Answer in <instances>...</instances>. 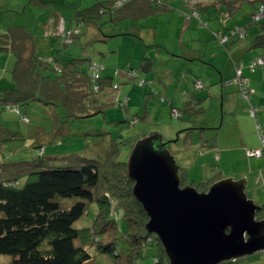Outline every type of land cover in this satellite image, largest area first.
Wrapping results in <instances>:
<instances>
[{
    "label": "trees",
    "instance_id": "obj_1",
    "mask_svg": "<svg viewBox=\"0 0 264 264\" xmlns=\"http://www.w3.org/2000/svg\"><path fill=\"white\" fill-rule=\"evenodd\" d=\"M134 1L139 0H97L90 6L76 8L64 29L65 46L74 42V34L83 33L79 26L95 22L106 12L111 13L113 21L122 20L126 17L124 10L127 5ZM146 1L167 5L165 0ZM182 1L189 9L183 11L187 17L198 19L203 27H208V20L218 12L234 20L215 33L223 45L244 37L247 27L257 23L260 32L255 35L253 46L264 49V16L254 17L264 0H210L209 4L202 0ZM244 4L255 11L236 20V13ZM222 6H225L224 10ZM193 12L198 15H193ZM53 15L59 19L61 14L57 7ZM244 19L248 21L240 24ZM224 37H227L225 41ZM64 49L50 56L38 52L35 35L23 25H11L0 33V52H10L15 56L11 80L16 83L0 91V108L21 114V105L27 107L33 101H44L61 106L70 116H87L82 113L88 112L90 107L97 110L95 95L103 86L112 84V77L104 75L105 67L103 69L100 63L88 56L65 57ZM153 61L144 55L140 68L130 67L125 74L133 78L144 76L142 73L147 72ZM147 81L142 79L141 83ZM197 81L195 84L200 87ZM196 100L200 99L189 98L181 105L173 106L172 114L177 112L178 117H182L184 112L193 116L204 113L206 108ZM22 117L26 122L30 121L28 116ZM138 120H131V123ZM33 147L37 148V158L24 157L17 162H8L0 155V258L8 255L10 264H97L92 252L94 249L97 253L112 256L116 264H133L142 254V247L156 241L159 253L155 264H170L162 242L148 231L149 216L133 194L134 180L128 173L129 160L119 159L121 151L113 142L101 160L89 159L79 164L80 155L74 153L67 157L72 156L77 162L62 166L43 161L46 154L43 142H36ZM134 147H131L130 155ZM21 175L25 176L22 181ZM180 175L185 182V171L181 168ZM220 178L202 179L197 183L191 181V184L200 191L207 190ZM72 197H77V200L70 206L66 205V199ZM93 203L96 204V213L91 224L77 226L76 222L89 214ZM257 218H264V205L263 210L257 212ZM120 232L127 241L125 248L118 246Z\"/></svg>",
    "mask_w": 264,
    "mask_h": 264
},
{
    "label": "rangeland",
    "instance_id": "obj_2",
    "mask_svg": "<svg viewBox=\"0 0 264 264\" xmlns=\"http://www.w3.org/2000/svg\"><path fill=\"white\" fill-rule=\"evenodd\" d=\"M96 1L0 0V33L5 32L11 25H24L36 36L38 52L50 56L65 47L64 51L67 53L64 54L65 57L88 56L92 61L100 63L103 69L105 67L102 72L104 75L112 77V84L103 86L95 95L97 110H101H93L90 107L88 112L82 113L87 115L84 117L67 115L61 106L44 101H33L27 107L21 105V114L5 107L0 108V155H3L4 160L6 159L8 162H17L24 157L27 159L37 158V148L33 145L36 142H43L46 145V154L42 159L47 164L48 162L58 166L74 164L77 161L72 156L67 157L74 153L80 155L81 159L79 160L81 161L78 162L81 164L89 159L101 160L108 153L110 144L113 142L121 151L119 159L127 162L130 158L131 147L139 139L144 138L145 135L157 133L167 142L166 147L170 156L175 158L181 170L185 171L190 179L203 177L205 169L202 163L204 160L200 161L201 156L197 152V145L201 147L210 137L214 139V134L218 135L219 129H210L214 122L211 121V116L222 113V99L217 98L218 104L217 102L213 103L205 115L202 113L196 114V117H190L192 113L184 112L182 117H178L172 114L170 98L164 92L165 88L160 84L154 87L152 81L157 82L166 74L165 66L167 65L164 66L161 60L170 61L167 71L177 66L174 59L178 62H185L181 52L185 51L191 54L187 40L195 39L192 42L193 47L201 48L198 38L207 36L210 39L212 37L213 21H208L211 23L210 26H200L202 29H199V21L196 18H191L190 29H186L182 37H178L176 40H172V37L169 36L165 39L158 30L155 41L147 43L149 46H146L139 40L138 35L134 34L136 27L133 21L127 18L118 22L113 21L111 13L106 12L95 22L79 26L78 28L83 33L74 34L76 36L74 42L65 46L64 29L66 24L70 23L76 8L90 6ZM56 7L61 14L59 19H55L53 15ZM181 10L186 12V10ZM173 17L175 19L174 15ZM167 19H169V15H163V20ZM227 21H232V19L224 17L221 20L220 27L222 29L227 25ZM247 21L244 19L239 23L243 24ZM162 22L159 23V27H162ZM176 22H179L180 26L182 25L178 18L173 25H176ZM169 26V23H164L163 28ZM185 26L187 28L188 24L186 23ZM249 27L250 30L244 38L252 41L255 35L260 32V27L257 23H251ZM73 29H76L75 26ZM141 29L144 33L149 30L147 26H142ZM170 32L173 35L176 28L172 26ZM104 38L108 40H102ZM244 38L238 39L243 40ZM210 42L211 48L217 45L222 49L220 51L219 48H216L217 54L212 56L218 66L217 71L220 73L225 61L230 59L227 48L230 43L218 45L217 39H213V37ZM164 44L168 47L165 48ZM144 55L158 58L157 64H155L156 70L150 76L152 80L144 78L142 75L133 78L125 74V71L130 67L138 70ZM14 66L15 56L6 51L0 52V76L6 73L3 79L0 78V90L16 84L15 80H11ZM85 67L87 68V66ZM176 76L179 75L175 74L174 78ZM142 79L148 81L142 84ZM160 88L163 89V92H160ZM121 103L123 104L121 105ZM23 115L28 116L30 121L23 120ZM136 118L139 120L131 123V120ZM220 123L221 117L219 125L214 127H219ZM206 127L209 129L205 130ZM189 129H191V133H189ZM206 132L208 135L204 137ZM194 133L197 134V140L193 139ZM206 171L210 173L211 167L209 166ZM24 178V175L20 176L21 181ZM181 185L187 184L182 180ZM253 199L257 203L259 202L258 199ZM76 200L77 197L68 198L65 203L70 206ZM94 205L96 204L90 205L89 214H85L76 222L77 226L91 224L96 213ZM117 240L118 246L125 248L126 238L121 232L118 234ZM92 252L97 264H116L112 256L97 253L94 249ZM158 253L159 245L154 241L153 244L142 247V254L134 260L133 264H155V257ZM226 262L220 264H264V250ZM0 264H10V257L8 255L1 256Z\"/></svg>",
    "mask_w": 264,
    "mask_h": 264
},
{
    "label": "crops",
    "instance_id": "obj_3",
    "mask_svg": "<svg viewBox=\"0 0 264 264\" xmlns=\"http://www.w3.org/2000/svg\"><path fill=\"white\" fill-rule=\"evenodd\" d=\"M165 2L167 5L159 6L156 3H148L146 0H139L127 5L124 10L126 17L123 19L127 18L135 23L136 29L134 30V34L138 35L139 40L143 44H146V46H149L147 43H153L155 41L158 30H160L159 33L164 36L165 39L169 36L172 37V40H176L178 37L181 38L184 31L191 27V17H185V13L181 10H189L184 6L182 0H165ZM202 2L209 4L210 0H202ZM221 8L224 10L225 6ZM210 10L212 11V8H210ZM253 11H255V9L250 5L244 4L243 8L236 13L235 18L236 20H241L246 13H252ZM166 14L169 15V19L164 21L163 15ZM217 14L208 20L213 21V39H216L215 33L221 28V20L224 17L227 18L223 13ZM181 15L182 17H180ZM204 15L205 14H203V17H205ZM176 18L181 21V26L179 22L173 25ZM142 21H144V23H142ZM161 21H163L162 27H159ZM210 22H208V26L211 25ZM232 22H234V20L227 21V24L231 25ZM164 23H169L170 26L168 28H163ZM186 23L188 24L187 28L185 26ZM142 26H147L149 30L144 33L141 29ZM172 26L176 28V32L173 35L170 32ZM198 26L199 29L203 27L200 23ZM249 30L250 27L248 26L244 37ZM212 37H210V39H212ZM210 39H208L207 36L198 38V41L201 43V48L199 49L193 47L194 44L192 42L195 39L187 40L189 41L188 46L191 54L185 51L181 52L183 53L182 59L185 62H178L174 59V63H176L177 66L167 71L170 61L166 59L161 60L164 66L167 65L165 66L166 74H164L165 76H163V78L158 79L157 82L152 81V83L154 87L160 84V86L165 88L164 92L169 95V104L171 108L181 105L186 99H193L196 97L200 100H196L195 102H198L199 105L207 106L206 111L203 113V115H205L213 103L217 102L218 104L219 100H217V98L222 99V113L211 116V121L214 122L210 129H219L218 135H216L217 133L214 134V139L210 137L201 147L197 145V152L199 156H201L200 161L204 160V163H202L205 169L204 176L190 179V176L185 173L186 184H191V181L197 183L202 179H210L217 176L221 178L233 176L236 179L245 177L247 179L246 191L249 193L248 195L258 199V203L264 205V154L259 157L250 156L248 154V149L260 147V132L264 135V63H255V60L258 59L260 55L264 54V49L253 46L254 38L252 41L249 39L246 40V38L243 40L238 38L234 39L229 42L230 44L227 47L229 49L230 59L225 61L223 70L221 69V72L218 73V66L214 62L215 60L212 56L217 54L216 48H219L220 51L222 49L217 45H215L216 47L213 46L212 49ZM35 40L38 46L36 36ZM102 40L106 41L108 39L104 38ZM217 43L218 45L221 44L220 41ZM164 47L167 48L168 46L164 44ZM174 56L177 55L174 54ZM150 58L154 59V61L151 66H148L146 69L147 72L143 73V75L147 79L152 80L150 76L156 70L155 64H157L158 58ZM240 70L242 77L247 79L248 85L252 89L249 99L241 97L240 87L237 82L234 81L237 79L238 71ZM175 74L179 76L174 78ZM5 76L6 73L0 76V78L3 79ZM197 79L201 81L200 87L196 86L197 83L195 84ZM160 89V92H163V89ZM218 93L221 95H218ZM187 105H189V103H187ZM251 106L257 109L255 116L251 114ZM190 117L195 116L191 115ZM220 117V126L214 127L219 125ZM208 129V127L205 128V130ZM189 133H191V129H189ZM207 135L206 132L204 137H207ZM144 137H147V135ZM193 139H198L196 133L193 134ZM209 166L211 167L210 173L206 171Z\"/></svg>",
    "mask_w": 264,
    "mask_h": 264
},
{
    "label": "water",
    "instance_id": "obj_4",
    "mask_svg": "<svg viewBox=\"0 0 264 264\" xmlns=\"http://www.w3.org/2000/svg\"><path fill=\"white\" fill-rule=\"evenodd\" d=\"M159 134L141 138L129 158L133 194L149 216L170 264H220L264 250L263 210L245 177L220 178L207 190L181 185L180 165Z\"/></svg>",
    "mask_w": 264,
    "mask_h": 264
},
{
    "label": "built area",
    "instance_id": "obj_5",
    "mask_svg": "<svg viewBox=\"0 0 264 264\" xmlns=\"http://www.w3.org/2000/svg\"><path fill=\"white\" fill-rule=\"evenodd\" d=\"M193 15L197 16L198 13L193 12ZM188 16H190V15H188ZM263 16H264V4L261 5L260 9L254 14V17L256 19H259ZM226 38L227 37H224L223 41H225ZM255 63H264V54L260 55L258 57V59L255 60ZM98 67H100V66L98 65ZM234 81L237 82V84L240 87L241 97L244 99H249L250 94L252 92V89L249 87L247 79L242 77L241 70L238 71V77ZM234 81H232V82H234ZM199 85H201V81H198V86ZM96 88H97V86H96ZM250 111H251V114L255 116L257 109L255 107L251 106ZM174 115L178 116V113L175 112ZM259 130H260V128H259ZM260 139H261V146L260 147L248 149V154L250 156H258L259 157V156H262L264 154V135L261 132H260Z\"/></svg>",
    "mask_w": 264,
    "mask_h": 264
}]
</instances>
